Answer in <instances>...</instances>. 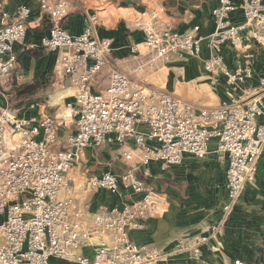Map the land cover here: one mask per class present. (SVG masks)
<instances>
[{
	"label": "built area",
	"instance_id": "2783aa9c",
	"mask_svg": "<svg viewBox=\"0 0 264 264\" xmlns=\"http://www.w3.org/2000/svg\"><path fill=\"white\" fill-rule=\"evenodd\" d=\"M40 11L53 25L41 47L59 52L57 68L68 77L74 100L67 103L77 129L58 144V119L47 113H33L37 102L13 106L7 92L17 66L13 51L30 26L32 10L20 5L13 14L0 15V264H50L52 258L72 259L78 264H159L164 258L155 246L136 243L130 232L160 206L147 181L150 165L162 170L183 163L186 155L204 158L217 139L216 155L225 165L228 211L244 185L252 182L264 153V75L258 93L243 99L237 92L254 77L256 52L244 54L234 68L226 65V45L240 48L254 39L264 50V0H219L212 10L215 23L209 35L200 27L181 32L172 22H163L159 10L141 11L133 26L144 32L140 44L129 51L137 60L135 71L143 72L189 55L204 59L208 79L223 85L228 98L216 106H200L153 85L131 78L118 69L109 74L104 91H95L92 81L107 65L116 48L112 39L93 36V22L80 34L70 33L63 23L69 0H39ZM241 9L242 23L232 15ZM206 44V47H204ZM30 112V113H29ZM17 135L18 138H14ZM120 145L122 156L132 165L119 173L105 169L92 174L88 187L108 190L123 199L120 205L101 207L91 222L86 210L72 197L63 196L69 174L87 147ZM144 168V178L136 169ZM219 225H212L216 232ZM91 246V255L84 248ZM200 253L199 244L192 247ZM235 264H244L240 259Z\"/></svg>",
	"mask_w": 264,
	"mask_h": 264
},
{
	"label": "crops",
	"instance_id": "0c3cea01",
	"mask_svg": "<svg viewBox=\"0 0 264 264\" xmlns=\"http://www.w3.org/2000/svg\"><path fill=\"white\" fill-rule=\"evenodd\" d=\"M70 13L63 26L72 34H80L88 18L93 22V36L98 40L112 39L116 50L108 57L107 65L92 81L95 91H104L113 69L126 73L131 78L153 85L161 90L191 97L196 105L216 106L229 96L223 85L213 84L204 70L202 57L173 56L172 60L159 67H148L143 72L135 71L137 60L129 51L132 45L140 44L144 32L133 26L141 11L159 10L163 22H172L181 32L199 26V34L209 35L215 29L212 10L219 0H69ZM20 5L32 10L26 37L13 46L17 66L12 84L7 92L8 102L24 106L37 102L30 112L47 113L58 119V144L66 146L67 136L76 131V119L69 115L68 102L74 100V90L69 79L56 66L59 52H49L41 47L42 39L49 34L53 22L49 15L40 11L39 0H0V15L3 11L13 14ZM235 23L243 22L241 9L232 15ZM206 47V44H204ZM256 52L254 77L247 81L245 90L237 94L243 99L255 96L259 91L260 77L264 75V50L254 39L245 40L240 48L226 45L223 56L228 67L242 63L244 54ZM32 92L16 95L14 89L34 83ZM14 91V92H13ZM175 96V95H174ZM178 97V96H176ZM15 101V102H14ZM0 103L6 104L5 99ZM29 112V113H30ZM264 122V119H260ZM116 149V164L99 165L96 170L87 169L93 146L85 148L79 161L71 170L69 185L63 196L72 197L78 207L86 210L84 218L91 222L101 207L120 205L123 199L108 190L93 191L88 187L90 175L105 169L125 172L132 167L123 158V146L104 145ZM210 151L204 158L186 155L183 163L162 170L157 163L150 165L147 181L161 202L156 213L149 214L138 230L130 232L136 243L157 247L164 258L159 264H235L240 259L244 264H264V153L258 162V172L252 182H247L236 202L226 212L228 203L225 165L215 153L217 139L210 143ZM92 148V149H91ZM87 153V154H86ZM88 162L81 167L82 162ZM144 178V168L136 169ZM219 225L214 232L212 225ZM200 253L194 255L192 247L198 245ZM91 255L93 248H84ZM50 264H78L72 259L52 258Z\"/></svg>",
	"mask_w": 264,
	"mask_h": 264
},
{
	"label": "rangeland",
	"instance_id": "374dc122",
	"mask_svg": "<svg viewBox=\"0 0 264 264\" xmlns=\"http://www.w3.org/2000/svg\"><path fill=\"white\" fill-rule=\"evenodd\" d=\"M172 94V93H171ZM175 96H178L179 98H182L184 100L190 101L192 103H195V101L191 97H184L178 94H173ZM15 102V101H14ZM113 147L110 146H99V147H94L92 150V154L85 155V160L90 158V164L88 165L87 169L91 170H96L99 165H107L109 163L116 164V149H111ZM85 163L88 162H82L81 167H84ZM91 171V172H93ZM1 240V237H0Z\"/></svg>",
	"mask_w": 264,
	"mask_h": 264
},
{
	"label": "trees",
	"instance_id": "16d2710c",
	"mask_svg": "<svg viewBox=\"0 0 264 264\" xmlns=\"http://www.w3.org/2000/svg\"><path fill=\"white\" fill-rule=\"evenodd\" d=\"M35 84H36V82H34V83H30V84H26V85H24V86H21V87H19V88H17V89H14V91H15V93H16V95H23V94H25L26 92H32L33 90H34V86H35ZM13 91V92H14Z\"/></svg>",
	"mask_w": 264,
	"mask_h": 264
},
{
	"label": "bare ground",
	"instance_id": "6f19581e",
	"mask_svg": "<svg viewBox=\"0 0 264 264\" xmlns=\"http://www.w3.org/2000/svg\"><path fill=\"white\" fill-rule=\"evenodd\" d=\"M14 138H16V139H17V138H18V136H17V135H15V136H14Z\"/></svg>",
	"mask_w": 264,
	"mask_h": 264
}]
</instances>
